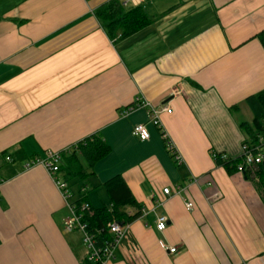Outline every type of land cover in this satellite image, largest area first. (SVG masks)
<instances>
[{
	"label": "crops",
	"instance_id": "crops-1",
	"mask_svg": "<svg viewBox=\"0 0 264 264\" xmlns=\"http://www.w3.org/2000/svg\"><path fill=\"white\" fill-rule=\"evenodd\" d=\"M111 1L0 0V264H85L51 177L24 166L93 134L109 151L71 190L110 206L102 184L121 175L140 206L127 213L146 209L107 264H264L259 190L211 154H241L239 123L252 120L245 99L264 90V0H141L150 22L126 36L103 28L99 11ZM137 99L172 112L159 114L160 127L146 108L121 117ZM137 123L149 139L132 136ZM174 186L183 190L163 193ZM160 214L163 231L154 227Z\"/></svg>",
	"mask_w": 264,
	"mask_h": 264
},
{
	"label": "trees",
	"instance_id": "trees-1",
	"mask_svg": "<svg viewBox=\"0 0 264 264\" xmlns=\"http://www.w3.org/2000/svg\"><path fill=\"white\" fill-rule=\"evenodd\" d=\"M105 8L109 10V14H105ZM105 8L99 11V16L103 21V28L110 36L114 35L118 28L123 29V36L133 34L150 22L141 5L126 7L121 1L113 0ZM257 38L264 48V29L257 34ZM245 102L251 110L252 120L240 122L239 126L244 134V142L255 146L258 136L263 134L264 90L249 95ZM108 151L109 147L100 135H90L62 154L59 173L69 184L74 180H84L92 174L95 163ZM214 160L230 174L237 172L238 166L242 165L243 176L255 183L264 203V160L254 167L244 165L243 155L222 159L218 153ZM102 185L109 197L110 206L108 204H102L99 207L92 206L88 200L87 190L81 192L75 201L79 211L82 210L83 204L88 205L82 210V219L87 223L88 230L96 235L99 241L108 237L106 224L109 221L113 219L132 221L139 216V211L129 215L126 211L127 206L140 208L121 175L112 177Z\"/></svg>",
	"mask_w": 264,
	"mask_h": 264
},
{
	"label": "built area",
	"instance_id": "built-area-1",
	"mask_svg": "<svg viewBox=\"0 0 264 264\" xmlns=\"http://www.w3.org/2000/svg\"><path fill=\"white\" fill-rule=\"evenodd\" d=\"M141 0H123L122 3L124 6L139 5ZM107 6V5H106ZM105 6V7H106ZM105 14H109V10L105 8ZM138 108H146L147 115H148V122L154 124L155 126L160 127L159 123V114L161 112L171 113L172 109L168 103L162 104L158 107H153L149 104L146 100H135L133 104L130 106L122 109L120 111L121 117H126L131 111L138 109ZM264 122V119H263ZM132 136L136 137L141 141H145L149 139L150 133L145 123H137L134 124L131 128ZM165 145L169 152H171L173 158L176 160L177 163L181 162L180 156L174 151V148L165 136V133H162ZM69 151V149L67 150ZM66 152V151H65ZM64 152L60 151H53V150H46L44 151L43 155L33 156L31 157L26 163L25 168L29 169L33 166H41L43 167L46 172L51 177L52 181L54 182L57 190L60 192L63 200L65 201L66 206L69 209V215L65 218V231L69 233L78 232L81 235L82 239V246L85 249V264H107L113 257L114 253L117 250L121 240L125 237L127 233L130 221H121L117 219H113L106 224V231L108 237L99 241L96 238V235L91 233L88 230L87 223L82 219V210L88 207L87 204L82 205V210L79 211L77 204L75 201L79 198L81 192L85 191V188L80 189L78 193H75L71 190V186L69 183L62 178L59 173V166L62 160V154ZM213 158L218 154L216 152L211 151ZM244 156V165L247 167H254L256 164L261 163L264 160V127H263V134L258 136L257 143L255 146H250L244 140L241 143V154ZM222 159H226L228 156L225 153H220ZM6 160H11L10 156L5 157ZM243 166H238V172L243 171ZM199 179H193V182H198ZM1 183V180H0ZM206 184L212 185L211 180H207ZM180 190H183L181 186H174L173 189L170 187H164L163 193L169 195L171 193L176 194ZM220 198V195L216 193L212 199ZM158 205H161V201H157ZM185 207L187 210L193 209V202L186 199ZM146 214V209L141 208L139 216L143 217ZM168 223V217L165 214L157 215L155 220V229L157 231H163ZM161 247L169 251L170 253L176 252V247H172L167 245L166 243L159 241Z\"/></svg>",
	"mask_w": 264,
	"mask_h": 264
},
{
	"label": "rangeland",
	"instance_id": "rangeland-1",
	"mask_svg": "<svg viewBox=\"0 0 264 264\" xmlns=\"http://www.w3.org/2000/svg\"><path fill=\"white\" fill-rule=\"evenodd\" d=\"M241 118V115H238Z\"/></svg>",
	"mask_w": 264,
	"mask_h": 264
}]
</instances>
